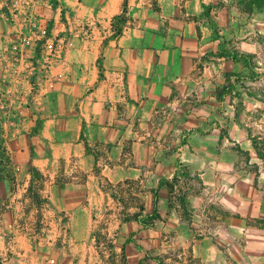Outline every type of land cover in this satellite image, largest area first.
I'll return each instance as SVG.
<instances>
[{
    "label": "crops",
    "instance_id": "0c3cea01",
    "mask_svg": "<svg viewBox=\"0 0 264 264\" xmlns=\"http://www.w3.org/2000/svg\"><path fill=\"white\" fill-rule=\"evenodd\" d=\"M65 3L76 20L94 22V32L88 39L72 34L65 48L56 42L51 55L42 54L39 85L49 92L32 97L41 103L26 111L25 127L16 119L15 95L6 96L0 84V107L7 106L0 113L14 114L1 135L26 169L24 181L30 183L31 168L49 185L91 198L100 178L117 182L150 168L164 175L165 167L176 173L184 167L203 186L190 194V225L170 212L176 219L170 238L187 249L168 262L264 264V159L253 143L264 141V94L231 81L237 109L225 134L218 123L226 96L217 99V90L226 73L240 71V61L217 55L223 49L204 14L213 0H127L126 21L116 36L111 20L123 11L124 0ZM3 52L0 65L13 58ZM19 60L27 66L30 61ZM4 181L14 179L2 173L0 188Z\"/></svg>",
    "mask_w": 264,
    "mask_h": 264
},
{
    "label": "rangeland",
    "instance_id": "374dc122",
    "mask_svg": "<svg viewBox=\"0 0 264 264\" xmlns=\"http://www.w3.org/2000/svg\"><path fill=\"white\" fill-rule=\"evenodd\" d=\"M239 1L213 0L206 6L215 23L211 31L218 35L220 49L245 57L239 60L240 71L229 76L230 81L235 80L248 93L264 94V8L244 12ZM125 12L111 20V35L114 27L123 29ZM72 13L65 0H0V52L13 56H7L9 62L0 65V84L7 89L6 96L15 95L16 119L22 128L27 122L26 111L41 103L32 97L49 92L48 87L39 85L42 54L48 50L51 55L56 42L58 48H65L72 34L85 39L93 35L96 24L86 18L78 21ZM57 36H62L60 41H56ZM23 56L30 60L28 66L19 60ZM232 95L226 96L221 106L223 119L218 125L225 134L231 113L237 109ZM7 99L10 103L13 98ZM12 117L14 114L0 113V169L7 178L14 179L4 181L6 186L0 188L2 264H136L145 251L166 262L168 257H183L187 249L183 241L170 238L176 232V219L170 218V212L176 210L181 222L190 225V194L203 186L197 173L189 179L184 167L177 166V173L168 172L170 169L165 167L164 175L150 173V168L149 174L124 181L100 178L98 187L94 183L97 195L92 194L91 198L67 194L30 168L31 181L26 183V169L17 165L20 159L7 150L6 138L1 135V129L9 128ZM101 152L97 150V154ZM247 157V152L242 151L240 158ZM174 174L178 180L173 179ZM79 178L82 175L78 181ZM55 181L64 186L62 175H57ZM209 205L217 209L215 199L209 200Z\"/></svg>",
    "mask_w": 264,
    "mask_h": 264
},
{
    "label": "trees",
    "instance_id": "16d2710c",
    "mask_svg": "<svg viewBox=\"0 0 264 264\" xmlns=\"http://www.w3.org/2000/svg\"><path fill=\"white\" fill-rule=\"evenodd\" d=\"M239 8L244 11V12H252L253 10H258V9H263L264 8V0H240L239 3ZM127 9V0H124L123 3V12H125ZM205 16L207 17L208 22L211 25V28L215 29V23L213 21V19L211 18L208 8L206 7V10L204 12ZM118 18V16L114 17L113 20H116ZM122 31V27L121 26H117L114 27V33L111 36H116L119 33H121ZM218 56H230L232 60L238 61L241 58H245L243 56H236L234 53H231V51L228 50H219L217 52ZM229 73L225 74V83L224 85L219 88L217 90V99H224L225 96L230 95L234 89V83L231 81H228V77H229ZM253 143L254 146L257 150V154L264 159V141L263 140H254L253 139ZM31 169V168H30ZM31 171L34 174H38L36 171L32 170ZM2 178V171L0 169V180ZM173 179L174 180H178V176L176 174L173 175ZM163 183H159V185L161 186ZM157 191L158 189L153 191V204H156V195H157ZM153 213H157L155 208L153 210ZM139 214L135 215V219H137ZM141 224H147L143 221H140ZM143 222V223H142ZM0 264H2V256L0 254ZM136 264H170L169 262H166L165 260H163L162 258L158 257V256H154L152 255L151 252L149 251H145V254L138 259Z\"/></svg>",
    "mask_w": 264,
    "mask_h": 264
}]
</instances>
